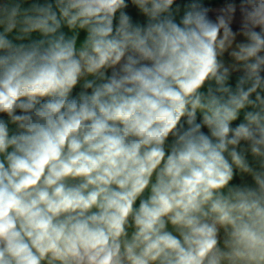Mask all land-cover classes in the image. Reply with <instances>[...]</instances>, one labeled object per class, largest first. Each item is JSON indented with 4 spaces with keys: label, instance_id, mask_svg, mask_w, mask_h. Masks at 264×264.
I'll use <instances>...</instances> for the list:
<instances>
[{
    "label": "clouds",
    "instance_id": "obj_1",
    "mask_svg": "<svg viewBox=\"0 0 264 264\" xmlns=\"http://www.w3.org/2000/svg\"><path fill=\"white\" fill-rule=\"evenodd\" d=\"M0 264H264V0H0Z\"/></svg>",
    "mask_w": 264,
    "mask_h": 264
}]
</instances>
